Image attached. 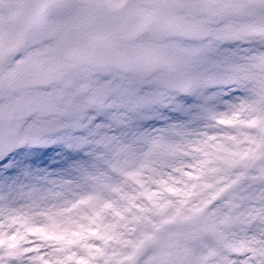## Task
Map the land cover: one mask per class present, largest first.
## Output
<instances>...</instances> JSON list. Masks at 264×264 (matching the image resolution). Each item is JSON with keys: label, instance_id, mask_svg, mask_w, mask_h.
<instances>
[{"label": "snow or ice", "instance_id": "6c2138e0", "mask_svg": "<svg viewBox=\"0 0 264 264\" xmlns=\"http://www.w3.org/2000/svg\"><path fill=\"white\" fill-rule=\"evenodd\" d=\"M0 264H264V0H0Z\"/></svg>", "mask_w": 264, "mask_h": 264}]
</instances>
